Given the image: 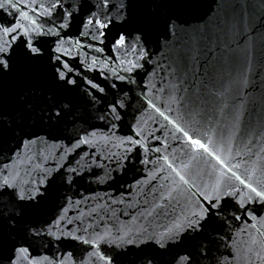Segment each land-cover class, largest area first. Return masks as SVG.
I'll return each instance as SVG.
<instances>
[{"label": "water", "instance_id": "95a60500", "mask_svg": "<svg viewBox=\"0 0 264 264\" xmlns=\"http://www.w3.org/2000/svg\"><path fill=\"white\" fill-rule=\"evenodd\" d=\"M0 62V264H264V0H0Z\"/></svg>", "mask_w": 264, "mask_h": 264}, {"label": "snow or ice", "instance_id": "6c2138e0", "mask_svg": "<svg viewBox=\"0 0 264 264\" xmlns=\"http://www.w3.org/2000/svg\"><path fill=\"white\" fill-rule=\"evenodd\" d=\"M123 38H121L122 40ZM7 64L6 63H2L0 62V70H6L7 69ZM61 115V112L59 110V108L53 104L52 108L49 109V118H52L53 116L54 117H59ZM4 120V117L2 115H0V122H3ZM201 147H203V145H201Z\"/></svg>", "mask_w": 264, "mask_h": 264}]
</instances>
